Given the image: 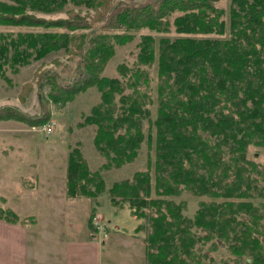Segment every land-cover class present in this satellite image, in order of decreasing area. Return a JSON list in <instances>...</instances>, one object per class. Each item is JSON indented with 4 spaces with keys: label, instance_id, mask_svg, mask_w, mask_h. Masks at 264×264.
<instances>
[{
    "label": "trees",
    "instance_id": "obj_1",
    "mask_svg": "<svg viewBox=\"0 0 264 264\" xmlns=\"http://www.w3.org/2000/svg\"><path fill=\"white\" fill-rule=\"evenodd\" d=\"M217 1L0 0L1 26L54 30L0 32V76L7 67L14 70L52 52L78 56L80 76L61 86L51 84L50 97L65 105L76 93L96 87L99 101L81 123L95 126L93 143L105 159L103 168L133 161L144 140L151 144L144 123L155 127L153 164L148 160L146 170L108 188L111 205L126 206L131 215L148 221L145 264H193L198 261L195 246L213 237L227 242L237 256L250 255L251 264H264V231L258 229L264 219V165L247 155L251 145L264 152V0H231L228 20ZM67 6L91 13L70 11L65 19L36 15ZM171 28L179 36L160 37L157 56L154 37L140 34L137 66L118 65L120 77L101 75L115 45L142 29L165 33ZM155 62L152 120L154 101L142 66ZM104 189L99 172L89 171L77 147L72 148L66 195L96 198ZM183 191L210 200H200L193 217H187L185 203L169 198ZM0 217L19 220L7 207H0Z\"/></svg>",
    "mask_w": 264,
    "mask_h": 264
},
{
    "label": "rangeland",
    "instance_id": "obj_2",
    "mask_svg": "<svg viewBox=\"0 0 264 264\" xmlns=\"http://www.w3.org/2000/svg\"><path fill=\"white\" fill-rule=\"evenodd\" d=\"M231 0H218L215 6L225 10L226 20ZM81 12L87 16L89 9H77L67 6L63 11L55 14H39L38 17L46 19L66 18L67 15ZM70 11L74 12L69 14ZM88 19V18H87ZM93 23L94 27H100ZM99 29L100 28H96ZM52 29L43 27L26 26H1L0 32L16 33L17 31L43 32ZM60 31V29H58ZM54 31V30H52ZM56 31V30H55ZM84 31V30H82ZM88 32V30H85ZM140 34H151L155 39L156 56L158 39L160 37L174 38L179 36L174 29L170 32L158 33L148 29H142L134 35V38L122 45H115L114 53L104 67L102 74L110 77H120L117 66L125 64L127 67L137 66V42ZM224 36V35H223ZM78 56L69 57L62 50L52 52L38 60H33L27 65L17 69L5 68L3 76H0V113L4 119L0 120V207H8L18 210L20 214L35 213L38 211L39 202L48 194L53 200L59 202L62 198V178L69 151L77 147L82 161L89 171H98L104 180L105 189L96 198L85 196L88 204L91 203L89 218L93 234L104 237L103 254L107 255L110 247L115 248L113 254L114 264H127V251L130 249L127 242L118 238L116 233L130 235L135 233L145 237L150 226L147 219L137 218L130 214L126 206L115 207L109 201L108 188L115 181L131 178L136 171L147 169L148 160L155 158V127L149 122L143 125L145 137L151 135V144L147 140L141 144L136 158L120 167L103 168L105 163L103 155L96 149L93 143L95 126L81 123L83 117L90 113L93 105L99 101V92L95 86L80 91L65 105L55 104L51 101V84L64 85L77 78ZM144 67L148 71L150 87L154 103L150 106L151 119L156 113V83L157 64ZM52 82V83H51ZM126 92H131L127 89ZM52 123V132L46 134L42 126ZM247 155L260 166L264 165L263 148L249 146ZM153 164V162H152ZM154 169L151 168L152 192L154 190ZM56 176H51V174ZM66 193V191H65ZM153 194V193H152ZM175 202H184V215L193 217L199 207V201H209L208 197H199L183 191L178 196L169 197ZM261 201V200H257ZM264 201V199H263ZM258 203V202H257ZM264 211V206L260 207ZM76 207L75 217L81 218L76 224L77 231L82 229V211ZM78 221V220H76ZM69 223V222H68ZM68 223L65 216L48 226V231L57 242L56 246H63L66 239L64 233L68 232ZM95 227V228H94ZM136 228V229H135ZM108 229L110 234H107ZM196 228H193L195 230ZM259 231H264V219L258 223ZM79 230V231H80ZM90 232H93L91 230ZM204 235L200 229L196 231ZM47 234V233H44ZM257 238V234L253 233ZM258 233L259 238H262ZM65 237V238H64ZM113 243L115 246L113 247ZM111 248V249H112ZM133 249V247H131ZM194 256L198 261L193 264H251L250 255L237 256L231 252L227 242L213 237L203 244H197L194 248ZM133 264H140L139 258ZM130 264V263H128Z\"/></svg>",
    "mask_w": 264,
    "mask_h": 264
},
{
    "label": "crops",
    "instance_id": "obj_3",
    "mask_svg": "<svg viewBox=\"0 0 264 264\" xmlns=\"http://www.w3.org/2000/svg\"><path fill=\"white\" fill-rule=\"evenodd\" d=\"M62 166L65 171L62 173V198H59V202L46 194L43 201L39 202L37 212L20 214L18 210L11 208L19 216L18 221L0 217V264H114L112 253L115 248L111 246L108 254L103 257L105 238L93 234L95 233L93 228V232H90L88 217L91 203L87 206L85 197L66 195V162ZM51 176L56 174L53 173ZM77 206L84 217L80 231H77L76 226L81 222V218L75 217ZM63 216L66 217L67 223L69 222L68 232L64 233L66 239L63 246L57 247V242L52 240L54 238L52 232L50 233L47 228L50 229L51 226L48 225L62 219ZM107 234H110L109 229ZM116 234L130 247L125 263L133 264L139 258L140 264H145L143 236L137 235L136 232L130 235Z\"/></svg>",
    "mask_w": 264,
    "mask_h": 264
},
{
    "label": "built area",
    "instance_id": "obj_4",
    "mask_svg": "<svg viewBox=\"0 0 264 264\" xmlns=\"http://www.w3.org/2000/svg\"><path fill=\"white\" fill-rule=\"evenodd\" d=\"M52 125H53L52 123L43 125L42 126L43 132L46 133V134L51 133L52 132V128H53Z\"/></svg>",
    "mask_w": 264,
    "mask_h": 264
}]
</instances>
